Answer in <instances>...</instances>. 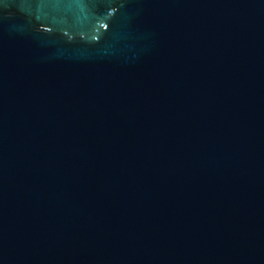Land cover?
Segmentation results:
<instances>
[{
    "label": "water",
    "instance_id": "1",
    "mask_svg": "<svg viewBox=\"0 0 264 264\" xmlns=\"http://www.w3.org/2000/svg\"><path fill=\"white\" fill-rule=\"evenodd\" d=\"M0 264H264V0H0Z\"/></svg>",
    "mask_w": 264,
    "mask_h": 264
}]
</instances>
